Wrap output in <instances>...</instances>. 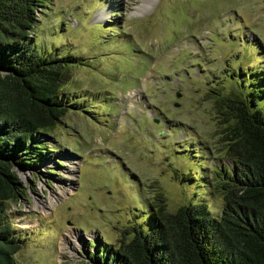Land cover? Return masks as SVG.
<instances>
[{
    "label": "rangeland",
    "instance_id": "374dc122",
    "mask_svg": "<svg viewBox=\"0 0 264 264\" xmlns=\"http://www.w3.org/2000/svg\"><path fill=\"white\" fill-rule=\"evenodd\" d=\"M30 41L80 60L60 88L75 105L38 134L25 191L5 202L14 264H94L159 199L218 217L215 180L233 165L215 97L264 88V0H42Z\"/></svg>",
    "mask_w": 264,
    "mask_h": 264
},
{
    "label": "trees",
    "instance_id": "16d2710c",
    "mask_svg": "<svg viewBox=\"0 0 264 264\" xmlns=\"http://www.w3.org/2000/svg\"><path fill=\"white\" fill-rule=\"evenodd\" d=\"M41 3L0 0V264H14L20 247L4 216L5 202L25 191L17 168L37 164L36 137L75 105L60 88L80 58L39 53L30 41ZM262 80L240 98L215 97L220 142L233 165L215 180L223 201L218 217L201 202L166 212L159 199L145 229L131 227L116 247L96 248L94 264H264V88L254 90Z\"/></svg>",
    "mask_w": 264,
    "mask_h": 264
},
{
    "label": "water",
    "instance_id": "95a60500",
    "mask_svg": "<svg viewBox=\"0 0 264 264\" xmlns=\"http://www.w3.org/2000/svg\"><path fill=\"white\" fill-rule=\"evenodd\" d=\"M175 96H176V97H179V93H178V92H175ZM173 105H174V106H178L177 103H174Z\"/></svg>",
    "mask_w": 264,
    "mask_h": 264
},
{
    "label": "bare ground",
    "instance_id": "6f19581e",
    "mask_svg": "<svg viewBox=\"0 0 264 264\" xmlns=\"http://www.w3.org/2000/svg\"><path fill=\"white\" fill-rule=\"evenodd\" d=\"M97 16L100 17L101 15L99 16V15L97 14ZM55 198H56V197L53 196L51 203H53L54 200H56ZM47 205L49 206V204H47ZM42 209H43V208H42Z\"/></svg>",
    "mask_w": 264,
    "mask_h": 264
}]
</instances>
